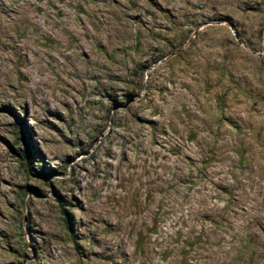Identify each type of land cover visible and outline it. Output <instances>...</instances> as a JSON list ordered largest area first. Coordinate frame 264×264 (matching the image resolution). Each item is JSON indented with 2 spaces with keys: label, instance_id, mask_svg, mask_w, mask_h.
I'll use <instances>...</instances> for the list:
<instances>
[{
  "label": "rangeland",
  "instance_id": "obj_1",
  "mask_svg": "<svg viewBox=\"0 0 264 264\" xmlns=\"http://www.w3.org/2000/svg\"><path fill=\"white\" fill-rule=\"evenodd\" d=\"M0 264H264V0H0Z\"/></svg>",
  "mask_w": 264,
  "mask_h": 264
}]
</instances>
